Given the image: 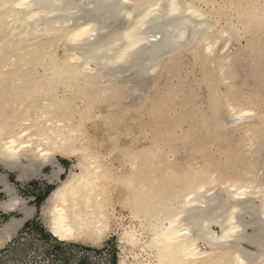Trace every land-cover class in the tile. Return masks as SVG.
<instances>
[{
	"label": "bare ground",
	"instance_id": "1",
	"mask_svg": "<svg viewBox=\"0 0 264 264\" xmlns=\"http://www.w3.org/2000/svg\"><path fill=\"white\" fill-rule=\"evenodd\" d=\"M202 5L197 0H0V163L27 181L43 167H54L56 156L76 160L66 179H59L58 171L50 177L59 184L41 215L55 238L103 242L113 218L121 220L114 210L120 200L114 189L120 185L128 191L121 198L133 220L118 221L121 264H264V109L258 101L264 98L235 87L240 77L231 51L238 29L233 14H223L222 26ZM236 16L238 30L264 37V5L243 7ZM188 53L205 69L201 82L208 93L206 109L196 102L201 114L197 108L200 116L195 112L193 122L186 115L195 102L191 90L165 89L155 101L135 96L149 74L170 71ZM260 56L264 59V50ZM101 104L108 113L146 109L150 123L168 135L138 151L123 150L120 158L130 171H112L86 144L87 123L96 110L103 113ZM231 132L242 138L227 152L221 137ZM187 142L196 146V155L178 163L176 151ZM4 180L0 176V184ZM10 187L5 185L9 198L0 201V209L20 211L23 218L4 224L0 246L35 213Z\"/></svg>",
	"mask_w": 264,
	"mask_h": 264
},
{
	"label": "rangeland",
	"instance_id": "2",
	"mask_svg": "<svg viewBox=\"0 0 264 264\" xmlns=\"http://www.w3.org/2000/svg\"><path fill=\"white\" fill-rule=\"evenodd\" d=\"M213 1H214V3H213ZM197 2L200 5L204 4V5H202V8L204 10L206 9L205 11L214 13L215 16L212 15L213 18L215 19L218 17V20L221 21L222 26H224L225 25L224 23L226 22V19H224V20L222 19V18H225V16H223V14L226 12L225 14L228 17H230L233 14L232 17H233L234 23L236 24V28H238V29H240V28H239V21H238V19H236V18H238V16H236V15H238L239 10H241L243 7L248 9L249 7H258V6L264 5V0H219V1L218 0H211V1L210 0H197ZM208 6H210L211 8ZM222 7H223V9H222ZM213 9H214V11H213ZM216 11H219L220 14L219 15L216 14ZM230 11H231V13H230ZM238 29L236 32L237 33L240 32V33H238L240 35H237V33H236V36H235L236 38L232 39L234 41L232 42V47H231V51H233L232 53L236 54L235 56H237V58H235V61H236V63H238V65L235 66V71H236V74L238 72L237 76L240 77V78L236 79V85L237 86H235V87L236 88L238 87L239 89L244 91L245 94H247V93L249 94L251 92L250 94L254 95V94H256L255 92H258L260 94L259 97H262V99H263L264 97L261 95H264V93H263L264 92V85H263L264 78L260 80L259 75H261V76H262V74L264 75V66H263L264 65L263 64L264 59H262V56H260V52L262 50H264L263 49L264 48V45H263L264 42H261V41H264V37H261L260 34H258V33L251 34L245 30H242V32H241V30H238ZM245 32L247 35L246 34L244 35ZM258 38L259 39L261 38L262 40L261 39L257 40ZM252 42H254L253 43L254 45L252 44ZM255 42L257 44H255ZM258 44L260 45V47H258ZM262 45H263V47H262ZM259 49H261V50H259ZM257 51H259V52H257ZM245 52H246V54H245ZM258 54L260 56V59L258 58ZM187 55H189V56H187ZM181 56L182 57L177 56L180 59H178L177 62L176 61L174 62L175 65H173V67L170 68V71L161 70V68H160V70L157 72L159 77L157 76V73H155L154 76H153V74H149L143 80V82L140 84V86L139 85L137 86L138 88H136L135 96H137L138 99L148 98V99H151V101L152 100L155 101L160 96L158 92L161 91L164 93L165 89L167 90V92L173 91L174 89H177V90L183 89L185 92H187L188 90L189 91L191 90L190 92L188 91L189 93L188 92L187 93L189 94V98H191L190 96L192 93H193L192 94L193 96L195 95V102L193 105L190 106V108L191 107L193 108L192 110L194 112L190 110V113H188L186 115H188L187 119L190 118L189 120L192 119L191 121L193 122L194 118H195V114L197 113V115H199V116L201 114V111H198V110H200V109L204 110L207 108L208 93H207L205 83L201 82L204 79L203 78V72L205 69H202L201 64H197L196 61L193 60L194 58H192L193 56L191 53L186 54L185 57H184V55H181ZM240 59L244 60L245 63H247V65L243 61H240ZM248 62H250V63L248 64ZM252 64H253V66H252ZM255 65H256V67H255ZM240 66H241V68H239ZM242 67H244V68H242ZM254 69H256V70H254ZM244 71H246V72L248 71V74L245 73ZM180 72H181V75H180ZM239 72L240 73L244 72V73L242 75V73L240 74ZM163 74H164V76H163ZM165 75H166V77H165ZM244 75H246V76H244ZM252 75H254V76L258 75L257 76L258 78L256 76L254 77ZM162 76L164 79H162ZM156 77H157V81H156ZM262 77H264V76H262ZM162 80H163V82L161 83ZM254 80H255V82L253 83ZM184 81H185V83H183ZM175 82H177V83H175ZM258 82H260V83H258ZM150 84H151V86H150ZM157 84H159V85H157ZM202 84L204 87H202ZM241 84H242V86L243 85L244 86L242 87ZM249 84H250V86H249ZM165 85H167V86H165ZM260 86L262 87L263 90L260 88ZM162 87H163V89H162ZM144 88H146L147 90H145ZM204 88L206 89V91L204 90ZM255 89H257L258 91L257 90L255 91ZM259 89H261V91H263L262 92L263 94L261 93V91H259ZM241 90L240 91L238 90L240 94L242 92ZM235 91H237V89H235ZM145 92L148 93L147 96H146ZM194 92H198L199 95H198V93L196 94ZM259 94H256V95H259ZM152 97H153V99H152ZM196 97L197 98L200 97L201 100L197 99ZM259 99H258V101L261 102L260 107L264 109V107H263L264 103L261 101V98H259ZM198 100H199V102H197ZM200 101L203 102L200 104L201 108L198 105L200 103ZM195 103H196V105H195ZM101 107L104 108L103 113L96 110L97 112L95 111V114H93L94 119L92 118V120H89L87 123V130L85 129V136L87 139L86 144L88 145L90 143V145H88V146L93 150V152L97 153L100 157L103 156L102 158L103 159L105 158L107 160L106 161L107 165H108V163H109V165H112V166H110L112 171H115L118 173H121V172L126 173V172L130 171V165L127 163V161L123 157L120 158L122 156L123 150L127 149L129 152L138 151V150L142 149L143 147H145L146 143H147V145L150 144L151 141L156 140L157 137H159L160 135H163V136L168 135V131L165 130L163 127L161 129H159L156 125L150 123L149 120L151 118V115L149 112H147L146 109H145V111H143L144 109H141V110L139 109V111H137L138 109L137 110L130 109V110H123V111L115 110V113H108L105 109V107H106L105 105H102ZM196 109L198 112H200V114L196 111ZM263 109H262V111H263ZM98 114H99V116H98ZM95 115H97L98 119L95 118L96 117ZM192 116H194V117H192ZM91 117H92V115H91ZM105 119L112 120L113 124H110L108 122V120L105 121ZM102 121H103V123H101ZM104 121L106 123H104ZM101 124H103V125H101ZM105 124H106V126H105ZM110 128H111V130H110ZM208 131H210V130H208ZM86 132H88V133H86ZM203 132H204L205 138H208V140L209 139L212 140L211 139L212 134L210 135V132L207 133L206 129H204ZM240 133H238V132L232 133L231 132L230 134H227V135H224V137L223 136L221 137V139H223V141L225 140V142H222V147L223 148L227 147L225 149V151L228 149V147H230L231 143H232L231 150L234 148V144H236V146L240 145V144L237 145V143L240 142L239 138L242 136V135H240ZM206 134L208 137L206 136ZM191 135H193V134L191 133ZM227 136H229V137H227ZM224 138H226V139H224ZM231 138H233V140ZM138 139L141 141L139 142ZM228 139H229V142H228ZM196 140H197V136L193 135V140H191V142L193 141V143H195ZM208 140H205V142L208 143ZM226 140H227V143H226ZM227 144H229V146H227ZM195 147L196 146H194V144L191 145V143H188V142L185 143L184 145H182L180 147L181 150H180V148L177 149V151H176L177 152V160H176V158L174 160L178 161V159H179L181 161V164H182V163H184L183 161H186L185 160L186 158L188 159V158H190V156L193 158V156L196 155V153H194V151H193L195 149ZM235 148H237V147H235ZM185 150H187V151L184 152ZM228 150H230V149H228ZM228 150H227V152H228ZM234 150L235 149H233L232 151H234ZM181 151H182V153H185V154L182 155ZM214 152H215V150H214ZM214 152H213V155H216V154H214ZM114 154H116L117 156ZM179 154H181V155H179ZM184 157H186V158H184ZM194 159H196V157ZM180 161H178V163ZM54 162H55L54 167L51 165H47V166L43 167L41 169V175L40 176H38L36 178H30L27 181H19L18 180V173L16 171L8 170L5 167V165L0 163V174H1L0 176H2V178L5 177L4 182L0 184L1 185L0 189L4 190L5 189L4 185L9 184V186H11L10 188H13V192L16 195H18L19 197L23 198L28 206L40 207L39 214L31 220L33 223V228H31V230L29 232H25V230H21L18 233V235H16V237L14 239H12V240L10 239L11 243H9L4 249H0V264H60V263H63V261L68 263V264H72V263L74 264L76 262V258H74V255H73V257H72V255H70V256L67 255L69 248L70 249L74 248L76 250L83 249V250L98 251V254L101 255V260L107 261L109 259V260H111L112 264H121L120 263V257H121V253H122L121 249H122L123 244L120 241V239H121L120 234H122V229L119 228V223L121 221H123L125 223V225H130V223L132 224V221H133L132 219H130L131 218V212H130L129 207L123 205L124 200L121 198L124 195H126L128 193V191L127 190L125 191L120 185H118V187H115V189H114V191H115L114 193L116 195V198L118 200L120 199L119 201L117 200L118 202H116V204H114V206H115L114 210L116 212L115 213L116 216H119V217L121 216L120 217L121 220H117V222L120 221L117 223L115 221L116 218H113L112 227H111L112 230H110L107 233L108 235L106 234V237L103 239V242H101L97 246L96 245L94 246L93 244L84 243L82 241L76 242V243L75 242H65V243H62L63 247H57L58 242H60V241L57 238L52 239L53 236L49 232L48 223L46 222L44 217L41 215V213H42V209H43L44 204H45L46 199H47V198H45V196L48 193H49L48 194V196H49L51 191L59 184L58 180H51L50 179V177L53 174V171L59 172V177H58L59 179H66L68 177L70 171L76 170V168H74V164L76 163V160L75 159H69V158L64 159L61 156H56ZM178 163H177V165H178ZM124 165H127V166H124ZM47 177H49V178H47ZM126 196H124L123 198H126ZM8 198H9V195L7 193L6 194L0 193V201L8 200ZM119 202H121V204ZM16 216L19 217L18 211H16L15 213H9V217H11V218L16 217ZM9 217L8 218H7V216L1 217V218H5V219L3 220V222H0V227H2V225L7 221L6 219H9ZM136 223L139 224L140 222L138 220H136ZM117 224H118V226H117ZM49 236H52V237L50 238ZM249 249H251V248H249ZM55 250H57L58 255L60 256L56 259L50 257L51 255H53ZM129 254H130L129 256L131 257V253H129ZM59 261H61V262H59ZM132 261H133V259H132ZM87 264H89V263H87Z\"/></svg>",
	"mask_w": 264,
	"mask_h": 264
},
{
	"label": "built area",
	"instance_id": "3",
	"mask_svg": "<svg viewBox=\"0 0 264 264\" xmlns=\"http://www.w3.org/2000/svg\"><path fill=\"white\" fill-rule=\"evenodd\" d=\"M31 228H33L32 222L24 230H25V232H29L31 230ZM52 239H56V238L52 237ZM58 243H61V242H58ZM67 255H69V256L72 255V257L74 255V258H76V262L74 264H87V263H89V264H112L111 260H109V259L107 261L101 260V255L98 254V251L83 250V249L76 250L74 248H71V249L69 248ZM50 257L56 259L60 256L58 255L57 250H55L53 255H51ZM59 262H61V261H59ZM60 264H68V263L63 261V263H60Z\"/></svg>",
	"mask_w": 264,
	"mask_h": 264
},
{
	"label": "crops",
	"instance_id": "4",
	"mask_svg": "<svg viewBox=\"0 0 264 264\" xmlns=\"http://www.w3.org/2000/svg\"><path fill=\"white\" fill-rule=\"evenodd\" d=\"M1 186V185H0ZM4 187H5V185H4ZM0 193H3V194H6L7 192L5 191V190H1L0 189ZM19 212V217H15L16 219H21L22 220V218H23V213H20V211H18ZM39 212H40V207H35V213L32 215V217H30V218H27V219H25L24 221H22L19 225L20 226H18V228H17V233L15 232L14 234H13V238L12 239H14L15 237H16V235H18V233L21 231V230H24L25 228H27L29 225H30V223L32 222L31 220L35 217V216H37L38 214H39ZM9 213H11V212H8V211H5V210H2V209H0V222H3V220L5 219V218H1V217H4V216H7V218L9 217ZM12 213H15V212H12ZM13 218V217H12ZM11 219V217H9V219H6L7 221L4 223V224H6V223H8L9 221H11L10 220ZM4 224L2 225V227H0V229L2 230L3 229V226H4ZM1 230H0V234L2 235V232H1ZM52 235V234H51ZM53 236V235H52ZM52 236H49L50 238L52 237ZM47 237V236H46ZM54 237V236H53ZM11 239V240H12ZM11 240H7V241H3L2 242V246H0V249H4L9 243H11ZM59 240V239H58ZM60 241V240H59ZM61 243H58V246L57 247H63V244L62 243H65V242H62V241H60Z\"/></svg>",
	"mask_w": 264,
	"mask_h": 264
},
{
	"label": "trees",
	"instance_id": "5",
	"mask_svg": "<svg viewBox=\"0 0 264 264\" xmlns=\"http://www.w3.org/2000/svg\"><path fill=\"white\" fill-rule=\"evenodd\" d=\"M49 194V193H48ZM48 194L45 196V198H47Z\"/></svg>",
	"mask_w": 264,
	"mask_h": 264
},
{
	"label": "snow or ice",
	"instance_id": "6",
	"mask_svg": "<svg viewBox=\"0 0 264 264\" xmlns=\"http://www.w3.org/2000/svg\"><path fill=\"white\" fill-rule=\"evenodd\" d=\"M61 238H63V237H61Z\"/></svg>",
	"mask_w": 264,
	"mask_h": 264
}]
</instances>
